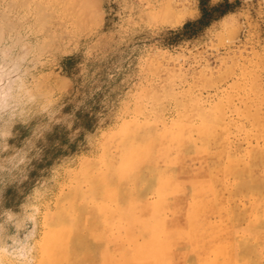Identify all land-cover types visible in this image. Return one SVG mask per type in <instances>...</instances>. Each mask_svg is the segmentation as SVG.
<instances>
[{
    "label": "rangeland",
    "instance_id": "obj_1",
    "mask_svg": "<svg viewBox=\"0 0 264 264\" xmlns=\"http://www.w3.org/2000/svg\"><path fill=\"white\" fill-rule=\"evenodd\" d=\"M0 69V264L61 260L63 221L83 205L109 236L119 215L100 218L91 200L103 198L105 183L155 184L142 162L164 165L168 187L180 182V202L147 205L110 247L87 240L79 264L142 250L141 235L133 244L124 236L153 212L192 224L212 258L207 241L223 242L218 264H264V0H0ZM124 165L139 180L128 181ZM141 193L156 197L150 187ZM193 200L204 208L189 220L183 206ZM175 232L177 248L159 264L188 260L187 237ZM143 258L120 264H155Z\"/></svg>",
    "mask_w": 264,
    "mask_h": 264
},
{
    "label": "bare ground",
    "instance_id": "obj_2",
    "mask_svg": "<svg viewBox=\"0 0 264 264\" xmlns=\"http://www.w3.org/2000/svg\"><path fill=\"white\" fill-rule=\"evenodd\" d=\"M1 71V69H0ZM1 73V72H0ZM1 85V84H0ZM2 92V91H1ZM6 94V93H5ZM4 93L2 94V96L5 95ZM1 96V95H0ZM3 98V97H2ZM5 98V96H4ZM203 123V122H202ZM180 127L179 125L177 126V128ZM182 128V127H181ZM179 129V128H178ZM180 130V129H179ZM130 131V130H128ZM175 131V130H174ZM178 131V130H177ZM176 131V132H177ZM131 132V131H130ZM134 134V132H132ZM173 132H170V129H167L166 130V135L167 134H171L169 137L171 136H176L177 138L178 137V134L176 135H173L172 134ZM129 134V135H128ZM126 136H131L133 134H130L128 133ZM138 134V133H137ZM141 133L139 132V135ZM135 136V135H133ZM157 136V135H156ZM181 136V135H180ZM124 137V136H123ZM155 137V136H154ZM153 137V138H154ZM159 137V136H158ZM161 137V136H160ZM165 137V136H164ZM126 138V137H125ZM181 138V137H180ZM144 139V138H143ZM142 138L138 139L137 138V141L136 143H134V145L137 144L138 147H140L141 150H145V153L146 151H148V142L146 140H143ZM171 139V138H170ZM173 139V138H172ZM149 140V139H148ZM166 140V138H165ZM132 142V141H131ZM135 142V141H134ZM169 142V140H168ZM126 144V143H125ZM131 145L133 143H130ZM161 144V143H160ZM170 144V142H169ZM168 144V145H169ZM171 144H172V141H171ZM181 144V143H180ZM179 144V145H180ZM127 145H128V142H127ZM159 145V144H158ZM163 145V144H162ZM166 145V144H165ZM178 145V147H179ZM187 145V144H186ZM129 146V145H128ZM160 146V145H159ZM169 146H172V145H169ZM177 146V145H175ZM181 146V145H180ZM157 148V146H156ZM186 148V147H184ZM127 150V148H126ZM156 150V149H155ZM175 150V149H174ZM183 150V149H181ZM178 151V150H177ZM132 152V151H131ZM169 152V151H168ZM134 153V152H133ZM131 153V155L129 156L131 159L130 160H135L136 159V155ZM142 153V152H141ZM144 153V154H145ZM157 153V152H156ZM167 153V152H166ZM165 153V154H166ZM171 153H174V152H171ZM176 153V152H175ZM174 153V154H175ZM183 153V152H182ZM128 154V152H127ZM143 154V153H142ZM141 154V155H142ZM179 154V153H178ZM123 155V154H122ZM177 155V154H176ZM126 156V155H125ZM140 156V155H139ZM145 156V155H144ZM156 156V155H154ZM163 156V155H162ZM175 156V155H174ZM173 156V157H174ZM178 156V155H177ZM124 157V156H123ZM153 157V156H152ZM141 158V157H140ZM158 160H159V157H157ZM163 160L165 157H162ZM162 158H161V161H162ZM168 158V157H167ZM155 160V159H154ZM157 161V160H156ZM170 161V160H168ZM177 161V160H176ZM176 161L174 160H171L168 164V166L172 165L173 163H175ZM160 162V161H159ZM131 163V162H130ZM133 163V162H132ZM131 163V165H132ZM167 163V162H166ZM124 164V162H123ZM127 165V163H126ZM124 165V171L127 173V177H128V181L131 180V181H136L137 179L139 180V170L138 168L135 169L134 167H132L131 165L130 166H126ZM134 165V163H133ZM142 167L145 168L146 170H148L151 174H153L155 177V181L156 183L155 184H152L150 181L146 180V179H142L141 180V185H136V187H134L135 184H137L136 182H134V185L132 184H129V185H126L127 183H124V185L121 184V181L120 182H111L109 183L110 186H107L106 187V183L104 184L105 187H100L102 188V191L104 190L103 192V198L102 199H97L98 197L96 198H92V204H93V207L96 209L97 212H99L100 214V218H105V215L107 213H110L112 211L114 212H117L119 216L115 215L116 218H118V220L116 222H114V228L112 229V232L109 236H107L106 238H104V236L100 233V232H97L94 228H92L91 226V222H93L94 219H91L90 221V216L89 214H87V211L84 210V205H83V210H80L78 211L77 213L75 214H66V220L63 221V225L65 227V231H66V237L63 238V233L61 231H64V230H61L59 232H61L62 234V238L65 240L66 238V242H65V246L64 248L62 249V259L61 260H57V259H54L53 257L51 256H48L47 258H43L41 259L38 264H79L81 261H83V253L85 250H88L90 249L91 251V246L90 243L91 241H99L101 242V244H106L107 246H109L111 244V242H113L114 240H117L118 239V236H119V232H118V228L120 229V227H122L123 225H127L128 222L131 221V219H133L134 217L136 218L137 217V214H140L139 212L145 208L147 205H153V206H163V205H166L169 201H170V198L175 196L174 198H176V194H178L177 190L178 188L180 187V182L176 180V185L174 188H170L168 187V180L166 179V175H165V172L163 170V166L159 167V166H156V165H152L150 163H146V162H142ZM177 165V163H176ZM174 164V166H176ZM118 167V165H116ZM122 166V165H121ZM166 166V165H165ZM114 168V167H112ZM174 168V167H173ZM180 168V167H179ZM141 170V168H139ZM172 169V168H171ZM116 170V169H115ZM120 170H122V168H120ZM111 171V170H110ZM108 172V174H112L113 169L111 172ZM118 171H119V168H118ZM117 171V172H118ZM170 171V170H169ZM168 171V172H169ZM176 171V170H175ZM141 172V171H140ZM146 173V172H145ZM181 173V172H180ZM114 174V173H113ZM108 176V175H107ZM115 176V175H114ZM173 176V175H171ZM170 176V177H171ZM110 177V176H109ZM144 177V175H143ZM150 177V176H149ZM148 177V178H149ZM114 177H110L109 179H113ZM147 178V179H148ZM172 178V177H171ZM175 178V177H174ZM100 179V178H98ZM107 179V178H105ZM195 179V178H193ZM172 180V179H171ZM111 181V180H110ZM168 181V182H167ZM106 182V181H105ZM184 182V181H183ZM195 182V180H194ZM193 182V183H194ZM175 183V182H174ZM185 183H188V182H185ZM190 183V181H189ZM196 183V182H195ZM102 184V182H101ZM197 184V183H196ZM238 184V183H237ZM91 185V184H90ZM190 185V184H189ZM98 186V185H97ZM138 186V187H137ZM99 187V188H100ZM153 188L155 189L156 191V197L153 199V200H150L149 198L147 199V197H145L141 192L142 190H144L145 188ZM173 187V186H172ZM193 188V187H192ZM191 188V189H192ZM199 188V187H198ZM202 189V188H201ZM97 190V189H96ZM95 190V191H96ZM180 190V189H179ZM189 190V189H188ZM187 190V191H188ZM90 191V189H89ZM100 193H101V189H99ZM198 191V190H196ZM94 194V192H91ZM99 193V192H98ZM144 193V191H143ZM193 193V192H192ZM181 191H180V196L177 197L178 198H181ZM195 194V193H194ZM84 195V194H83ZM92 196V195H91ZM102 196V195H101ZM193 196V195H192ZM85 197H87V195H85ZM199 198V197H198ZM89 199V198H88ZM88 199L87 202H88ZM186 199V198H185ZM79 200V199H78ZM179 200V199H178ZM183 200V199H182ZM187 200V199H186ZM188 201V200H187ZM180 202V200H179ZM184 203V201H181ZM177 203V202H176ZM175 203V204H176ZM84 204V203H82ZM87 204V203H86ZM180 204V203H178ZM187 204V203H186ZM185 204V205H186ZM183 205V204H182ZM82 206V205H81ZM180 206V207H179ZM175 205L173 207L177 208V209H181V205ZM188 206V205H187ZM223 206V205H222ZM221 206V208H222ZM62 207V206H61ZM77 207V206H76ZM87 207L89 206H86V209H88ZM65 208V207H64ZM198 208H204V204L201 203V202H196V201H192V204H190L188 207H184L183 206V210L184 213L186 212L187 214V217L188 219L189 218H193L194 215H195V210L198 209ZM155 209H152L151 212H153ZM229 211V210H228ZM262 211V210H261ZM150 212V213H151ZM128 213H130L131 215L128 216ZM155 212L152 213V222L150 224H147L143 227L141 221L139 222H136V223H141L139 224L140 227L142 225L143 228L139 229L140 231L138 232V234L136 233H130L128 232L129 235L127 236H124L126 237L128 243L130 244H133V242H136L138 240L137 238V235H141L142 237V244H144V247H142V250L141 249H135V252L134 249H132L133 251H131V253L129 255H127L126 251L124 254H118V253H110L108 255H106L103 259V264H107V263H110V264H120L122 263L123 261L127 260V259H132V260H139V263H140V259L143 258V257H149V258H152V261L155 262V264H159V257L161 255V253L164 251V249L166 248H177L176 246V240L174 239H171L169 238V233L172 232L174 230V233L175 230H177L178 232L180 231L184 237H187V242L189 244V246L187 247V251H186V256L188 258V260L186 261V264H218L220 263V252L222 253L223 250L225 249L224 247V243L223 242H213V244L207 240H209L207 238V240H204V241H207V243L205 244L207 247L209 248H213V251H214V254L215 256L212 258V256H210L208 253H205V252H208L206 251L207 249L204 248L203 246L200 247L198 246V244H195L194 242V228H193V225H189L188 224V221L186 222V224H177L174 219L172 218L171 220L166 216V215H170V214H161V215H158L160 216L158 220L155 219V215H154ZM180 213V212H179ZM233 213V212H232ZM242 213V212H241ZM96 216V215H95ZM139 216V215H138ZM173 217L174 214L172 215ZM233 216V215H232ZM230 216V217H232ZM97 217V216H96ZM114 217V216H113ZM143 217V216H141ZM92 218V217H91ZM94 218V217H93ZM115 218V217H114ZM141 219V218H140ZM139 219V220H140ZM144 219V218H143ZM142 219V220H143ZM150 219V218H149ZM148 219V220H149ZM189 219V220H191ZM195 219V218H194ZM96 220V219H95ZM107 220V218H106ZM113 220V219H112ZM147 219H145L146 221ZM144 221V220H143ZM231 221V220H230ZM229 221V222H230ZM264 221V220H263ZM262 221V222H263ZM228 222V221H227ZM264 223V222H263ZM110 224V222H109ZM112 224V222H111ZM111 224H110V228H111ZM135 224V223H134ZM232 224H233V220H232ZM236 224V223H235ZM263 225V224H261ZM59 226V225H57ZM99 226V225H98ZM113 226V225H112ZM128 226V225H127ZM126 226V227H127ZM259 226V225H258ZM132 227V226H131ZM129 227V228H131ZM139 227V226H138ZM233 227V225L231 226ZM124 228V227H123ZM134 228V226H133ZM227 228V227H226ZM57 229V228H56ZM231 229V228H230ZM59 230V229H57ZM56 230V233H59L57 232ZM125 230V229H124ZM132 230V228L130 229ZM129 230V231H130ZM225 230V229H224ZM232 230V229H231ZM49 231V230H48ZM137 231V230H136ZM108 232V231H107ZM123 232V231H122ZM150 232V234H149ZM230 232V230H229ZM54 233V234H56ZM180 233V234H181ZM45 234V233H44ZM53 234V235H54ZM57 235V234H56ZM59 235V234H58ZM57 235V236H58ZM182 235V236H183ZM239 235V234H238ZM52 236V235H51ZM230 236V235H229ZM243 236V235H240V237ZM61 236H59V239H60ZM89 237V239H88ZM139 237V236H138ZM176 237H178L176 235ZM227 237V236H226ZM232 237V236H231ZM229 237V238H231ZM239 237V236H238ZM237 237V238H238ZM228 238V237H227ZM236 238V237H235ZM243 238V237H242ZM246 238V237H244ZM51 239V238H50ZM122 239V238H121ZM205 239V238H204ZM241 239V238H240ZM64 240H61V241H64ZM87 240H91V241H87ZM123 240V239H122ZM125 240V239H124ZM245 240V239H244ZM247 240V239H246ZM48 241V240H47ZM52 241V239H51ZM57 241V240H56ZM59 241V240H58ZM126 241V240H125ZM202 240H200L201 242ZM223 241V239H222ZM53 242V241H52ZM51 242V243H52ZM55 242V241H54ZM104 242V243H103ZM118 242H120L118 240ZM138 242V241H137ZM199 242V241H198ZM50 243V242H49ZM139 243V242H138ZM141 243V242H140ZM204 243V242H203ZM202 243V245H203ZM244 242H242L243 244ZM53 244V243H52ZM126 244V243H125ZM136 244V243H135ZM59 245V243H58ZM99 245V244H98ZM184 245V244H183ZM187 245V244H186ZM184 245V246H186ZM241 245V244H239ZM238 245V246H239ZM51 246V245H49ZM117 246V245H116ZM138 246V245H137ZM97 247V246H95ZM102 247V246H101ZM110 247V246H109ZM118 247V246H117ZM128 247V246H127ZM122 248V247H121ZM186 248V247H185ZM112 249V248H111ZM116 249V248H114ZM232 249V248H230ZM185 250V249H184ZM229 250V249H228ZM99 251V250H98ZM111 251V250H110ZM116 251V250H115ZM130 251V250H129ZM171 251V250H170ZM121 252V251H120ZM175 252V251H174ZM164 253V252H163ZM172 253V252H171ZM170 253V255H171ZM176 253V252H175ZM210 253V252H209ZM211 253H213L211 251ZM42 254V253H41ZM44 254V253H43ZM42 254V255H43ZM213 254V255H214ZM46 255V254H45ZM175 255V254H174ZM173 255V256H174ZM231 255L232 254V251H231ZM165 256V255H164ZM44 257V256H43ZM86 257V255H85ZM88 257V256H87ZM86 257V258H87ZM239 257V256H238ZM241 257L244 259L245 255L241 254ZM101 258V257H100ZM163 258V257H162ZM160 257V260L162 259ZM167 258V257H166ZM175 258V257H174ZM173 258V259H174ZM228 258V257H227ZM232 257H230L231 259ZM144 259V258H143ZM142 259V260H143ZM198 259V260H197ZM228 258V260H230ZM99 260V258H98ZM102 260V259H101ZM176 260V258H175ZM233 262V258L231 259ZM128 262V261H127ZM131 262V261H130ZM184 262V261H183ZM181 262V264L183 263ZM150 263H151V260H150ZM170 263V262H169ZM84 264V263H83ZM128 264V263H127ZM137 264V263H135ZM225 264V263H224ZM229 264H232L229 262ZM235 264V263H234Z\"/></svg>",
    "mask_w": 264,
    "mask_h": 264
},
{
    "label": "trees",
    "instance_id": "obj_3",
    "mask_svg": "<svg viewBox=\"0 0 264 264\" xmlns=\"http://www.w3.org/2000/svg\"><path fill=\"white\" fill-rule=\"evenodd\" d=\"M203 10H204V12L202 14V17L199 20L196 21V23H200L201 26L205 25V24H207L209 22L208 19H205V18H207L208 14H209V11H208L207 8H203Z\"/></svg>",
    "mask_w": 264,
    "mask_h": 264
},
{
    "label": "crops",
    "instance_id": "obj_4",
    "mask_svg": "<svg viewBox=\"0 0 264 264\" xmlns=\"http://www.w3.org/2000/svg\"><path fill=\"white\" fill-rule=\"evenodd\" d=\"M185 264H186V262H185Z\"/></svg>",
    "mask_w": 264,
    "mask_h": 264
}]
</instances>
